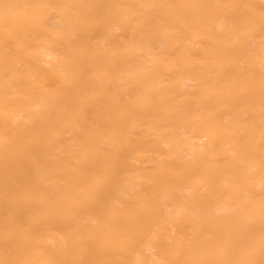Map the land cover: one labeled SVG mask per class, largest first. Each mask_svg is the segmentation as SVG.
Wrapping results in <instances>:
<instances>
[{"label":"bare ground","instance_id":"1","mask_svg":"<svg viewBox=\"0 0 264 264\" xmlns=\"http://www.w3.org/2000/svg\"><path fill=\"white\" fill-rule=\"evenodd\" d=\"M0 264H264V0H0Z\"/></svg>","mask_w":264,"mask_h":264}]
</instances>
